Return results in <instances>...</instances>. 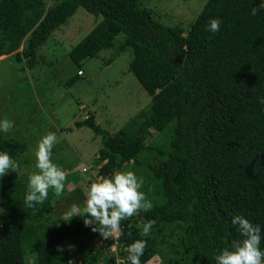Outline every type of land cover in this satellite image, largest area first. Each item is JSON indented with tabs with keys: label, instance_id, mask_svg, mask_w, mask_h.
I'll use <instances>...</instances> for the list:
<instances>
[{
	"label": "trees",
	"instance_id": "trees-1",
	"mask_svg": "<svg viewBox=\"0 0 264 264\" xmlns=\"http://www.w3.org/2000/svg\"><path fill=\"white\" fill-rule=\"evenodd\" d=\"M259 5L260 0H206L184 31L156 21L140 0H0V57L13 56L23 72L43 60L39 52L48 37L78 9L100 20L69 51L74 66L103 51H111L105 65L131 54L128 72L150 98L147 109L113 134L90 113L74 124L100 138L95 166L103 163L101 177L129 166L134 173L142 168L145 174L138 176L149 184L143 191L152 209L120 222L124 264L127 246L142 238L141 218L154 221L143 237L141 264L153 256L161 264H214L215 252L240 238L231 225L235 214L264 231V111L258 103L264 97V10ZM209 18L221 21L215 34L205 30ZM82 76L79 69L66 84ZM26 149L0 133V151L19 165L17 174L0 179L7 215L0 225V264H114L109 236H101L95 221L83 222L86 193L66 199L50 189L42 205L24 206ZM73 205L81 210L72 213Z\"/></svg>",
	"mask_w": 264,
	"mask_h": 264
},
{
	"label": "rangeland",
	"instance_id": "rangeland-1",
	"mask_svg": "<svg viewBox=\"0 0 264 264\" xmlns=\"http://www.w3.org/2000/svg\"><path fill=\"white\" fill-rule=\"evenodd\" d=\"M205 1L140 0V3L153 13L159 23L179 26L186 31ZM258 9L264 10V0H260ZM99 20L78 9L64 26L48 37L39 52L43 60L38 61L32 70L24 69L23 72V64L16 63L13 56L0 58V118L8 119L13 124L11 131L3 133V136L27 145L24 153L26 162L21 167L31 174L38 171L33 155L37 141L47 132L56 134L57 143L52 148V162L62 170L69 171L65 175L64 190L59 196L66 195L72 185L86 192L92 175L95 171L98 175V167L103 164L95 168L96 155L101 148L100 138L87 128H75L74 124L83 121L90 113L95 122H100L101 129L113 134L150 104V98L128 72L131 61L129 51L109 65H105V61L111 51L101 52L96 58L83 62L80 68L69 60V51ZM79 69L83 76L76 78L72 85H67L70 79L76 77ZM25 165H28V171ZM121 171L132 170L126 166ZM135 174L142 178L145 173L141 168ZM142 180L145 183L140 191L144 192V186L149 184L145 177ZM145 196L151 199L148 193ZM0 208L4 209L1 192ZM53 215L60 217V214ZM6 220L4 209L0 214V225ZM99 240L96 238L94 242ZM151 264H158V259Z\"/></svg>",
	"mask_w": 264,
	"mask_h": 264
},
{
	"label": "clouds",
	"instance_id": "clouds-1",
	"mask_svg": "<svg viewBox=\"0 0 264 264\" xmlns=\"http://www.w3.org/2000/svg\"><path fill=\"white\" fill-rule=\"evenodd\" d=\"M220 24L221 21L218 18H209L205 30L215 34L220 30ZM258 103L262 106L261 111H264V97H260ZM12 127L13 124L10 120L0 118V133H9ZM56 143V134L47 132L40 137L35 145L33 155L35 168L38 171L26 177L23 203L27 209L42 205L48 198L50 189L56 196H59L64 190L65 173L51 159L52 148ZM98 158L99 156L96 161ZM18 168V163L10 157L7 151H0V179L9 173L17 174ZM83 172L87 171L84 169ZM142 184L143 180L132 171L116 170L108 177L96 175L95 171L86 191L83 208L85 226L92 224L94 220L102 229V234L109 236L113 232L120 231L122 220L132 217L139 211H150L152 202L146 198L144 192L140 191ZM3 211L4 209L0 208V214ZM78 211H80L79 207L73 205L71 212L77 213ZM137 224L141 229L142 238L133 240L125 249L128 264H141L140 257L144 253L146 243L143 237L149 236L154 221L144 222L141 218ZM231 225L236 229L240 238L233 240L230 247L216 251L213 256L214 264H264V249L260 247L261 240L264 239L261 225L253 224L239 214L231 217ZM156 259L161 264L157 256H153L145 264H151Z\"/></svg>",
	"mask_w": 264,
	"mask_h": 264
},
{
	"label": "built area",
	"instance_id": "built-area-1",
	"mask_svg": "<svg viewBox=\"0 0 264 264\" xmlns=\"http://www.w3.org/2000/svg\"><path fill=\"white\" fill-rule=\"evenodd\" d=\"M78 75H80V72H78ZM109 237H110V239H109ZM109 237L107 238L108 241L111 242V246H110V248L108 250L109 256H111L114 264H124L125 260L122 259L120 257V254H119L120 253V247H119L118 240H119V237H120V233L119 232H113V233H111V235H109ZM104 239H105L104 237L100 238V240H104Z\"/></svg>",
	"mask_w": 264,
	"mask_h": 264
},
{
	"label": "crops",
	"instance_id": "crops-1",
	"mask_svg": "<svg viewBox=\"0 0 264 264\" xmlns=\"http://www.w3.org/2000/svg\"><path fill=\"white\" fill-rule=\"evenodd\" d=\"M4 57H10V56H2V57H0V58H4ZM86 118V117H85ZM96 123L98 124V125H100V122L98 121V120H96ZM97 157H98V154L96 155V159H97ZM64 171V173H65V175L66 174H68L69 173V171L67 170V169H65V170H63ZM67 176V175H66ZM81 189H80V187L78 186H75V185H72V187H71V190L70 191H68V192H66V199H69L70 198V194L71 193H73V192H79V195H75L77 198H83L82 197V195L81 194H83L84 195V193H86V192H83L82 190V192L80 191ZM85 196V195H84ZM64 199V198H63Z\"/></svg>",
	"mask_w": 264,
	"mask_h": 264
}]
</instances>
